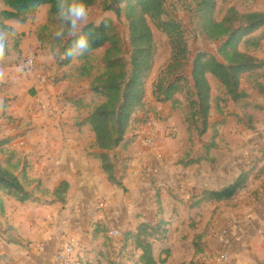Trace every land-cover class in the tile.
Masks as SVG:
<instances>
[{
	"label": "crops",
	"instance_id": "crops-1",
	"mask_svg": "<svg viewBox=\"0 0 264 264\" xmlns=\"http://www.w3.org/2000/svg\"><path fill=\"white\" fill-rule=\"evenodd\" d=\"M47 13L49 7L42 6L25 22L9 21L17 34L0 61V140L6 142L0 162L32 197L24 204L2 198L0 264H60L72 240L83 264L118 263L113 255L119 252L142 256L130 241L123 248V235L160 221L170 233L154 241L157 264L164 250L169 252L164 264H264V93L247 86L252 94L238 104L228 101L219 120L212 111L209 125L219 122L213 135L219 144L214 140L203 149L208 131L180 158L179 150L188 146L175 135L181 129L178 110L154 99L155 64L146 90L148 122L135 127L131 146L110 153L115 176L110 182L85 124L100 98L91 92V80L77 74L78 58L65 67L48 59L50 47L36 34ZM255 51L249 54L264 63V41ZM30 56L34 69L21 74L18 65ZM244 173L249 176L231 199L200 202L204 193L220 192ZM62 184L67 191L60 202L55 191ZM111 228L121 238H111ZM222 255L231 260H220Z\"/></svg>",
	"mask_w": 264,
	"mask_h": 264
},
{
	"label": "trees",
	"instance_id": "trees-1",
	"mask_svg": "<svg viewBox=\"0 0 264 264\" xmlns=\"http://www.w3.org/2000/svg\"><path fill=\"white\" fill-rule=\"evenodd\" d=\"M2 1L6 9L0 12V17L8 21L25 22L40 7H49L46 24L36 34L39 43L48 44L50 53L56 48L62 53L79 35H87L91 41V49L80 58L82 65L77 74L91 80L90 90L100 98L99 104L92 109L85 124L95 136L94 146L102 152L99 155L101 168L110 182L115 181L110 153L122 146H131L135 140V127L148 122L146 90L154 69L157 50L152 28L163 33L170 46V58L158 73L152 87L154 99L158 104H171L174 112L180 106L178 98L183 99L187 108L185 122L198 135L204 136L210 128L209 117L213 107L209 76L215 79L236 104L246 98L240 92L243 77L264 93V85L261 83L264 81V63L249 54V50L261 48L264 41V32H261L264 31V12L240 14L230 10L217 21L215 0H183L189 2L184 8L190 14V24L199 35L208 42L219 43L216 55L200 53L192 61L186 31L168 11L166 0H109V10L118 19L124 18L127 23V49L117 36L110 47L105 49L111 40V28L104 22L98 25L94 22L88 23L76 37H67L66 34L63 40L54 39V32L60 23L56 16L57 0ZM85 3L90 11L98 5V0H85ZM259 32L260 36H255ZM242 46L246 52L241 50ZM103 50L99 60L101 71L92 78L91 73L95 72L92 59ZM55 60L58 66L65 67L72 59L61 60L57 57ZM5 144L6 142L0 140V155ZM263 158L264 151L260 156V159ZM248 176V173L242 174L233 185L220 192L204 193L200 202L231 199L243 187ZM65 191L66 184L60 185L55 191L58 201H63ZM4 197L13 198L22 204L32 198L19 177L11 172L10 166L0 162V214L3 212ZM159 225L164 226V222ZM159 229L150 223L141 224L136 233L127 232L123 235V248L130 241L136 250L142 252V264H157L153 257V242L157 240H151V236ZM164 253L167 258L169 252ZM113 256L117 257V254ZM110 264L116 263L112 261Z\"/></svg>",
	"mask_w": 264,
	"mask_h": 264
},
{
	"label": "rangeland",
	"instance_id": "rangeland-1",
	"mask_svg": "<svg viewBox=\"0 0 264 264\" xmlns=\"http://www.w3.org/2000/svg\"><path fill=\"white\" fill-rule=\"evenodd\" d=\"M215 2H216L215 19L217 21H220L226 15V13L230 10H233L240 14L249 13V12H264V0H215ZM2 3L5 5L3 1ZM98 3H99L98 7L96 8L97 10H92L91 12H89V23L94 22L95 24L98 25L101 22H104L107 24L109 29L111 28L110 30L111 40L109 44L106 45L105 49H108L110 47L111 43L115 40L116 36L122 40V43L127 49L128 48V39H127L128 28H127V23L125 19L124 18L118 19L115 16V14L109 10V0H98ZM188 4L189 2L187 1L185 2L183 0H166L168 11L181 25H183L186 31L190 60L193 61L196 58V56L200 53L216 55L217 49L219 47V43L208 42L205 38L201 37L199 35V32L195 29V27L190 24V14L184 8V6H187ZM0 12H2V8H0ZM152 29H153L155 44L157 47L156 57H155L156 67L153 73V75L155 76L157 72L161 71L163 66L168 62L170 58V46H169L168 39L163 33L155 30L154 28ZM261 32H264V31H261ZM261 32L256 33L255 36L259 37ZM104 50L96 53L94 55V58L92 59V62L95 68L94 71L97 74L100 73L101 68H102V66L99 64V60ZM241 50L246 52V49H244L243 46L241 47ZM252 52H256V51L249 50V53H252ZM77 58H78V63L82 65V61L80 60L81 56ZM153 75L151 73L150 78ZM208 81H209V85L211 88V100H212V107H213L212 114H214L216 116L215 118L219 120L220 117L224 116L223 113L225 110V105L227 104L228 101H231V100H230V97L225 93V91L220 87V85L215 81V79L209 76ZM241 84L242 85L240 88V92L242 93L243 96L248 97V93L252 94L251 92L252 90L246 87L247 86L253 87V84L246 77L242 78ZM178 99L182 101H180V106L177 109L178 112H175V113H177V115L180 116V118L178 117V119L180 120L178 122L181 124V129H178L175 135H176V138H180L182 142H186L188 146L187 149L179 150L180 158H183L182 152L185 150L184 154H186L188 151H192L193 146L198 142V140H193V139L194 138L196 139L198 137L202 138L203 136L198 135L197 132L193 128L188 127L187 123L185 122V117H184L187 111V108L184 104V100L181 98H178ZM261 121L263 122L264 120L261 119ZM218 125H219V122H216L212 127L209 128L208 130L209 134L206 137L204 136L205 138L204 137L202 138L203 141L204 140L206 141V144L203 146V149L206 148V146L211 145L214 142V140L218 139V135L213 137V135H215L214 129H217L216 127ZM245 125L247 126V128H249L250 125L252 126L254 124L247 123ZM215 142H216L215 143L216 145L219 144L218 143L219 141L216 140ZM197 145L198 143L196 144L194 148H196ZM162 222L163 221H161V223ZM159 224L160 223L155 224L160 229L152 233L151 240L156 239L157 241H159V240H164L168 237L170 232L167 228L168 226L167 222L166 221L164 222V226L159 225ZM195 225H199V223H195ZM161 231H163V233ZM133 242H135V240H133ZM196 242H197L196 243L197 250L200 249L202 251V246H203L202 241L200 239H196ZM137 251H140V250H137ZM165 251L166 250H164L163 252ZM130 253L131 254L126 253L125 256H123L122 253L119 252L118 256L116 257V259H119V260H118V263L116 264H127V263L128 264H142L141 261L138 260V256L141 257V255L138 254V252L136 255H134L132 251ZM163 255L165 258L160 260V263L163 262L161 264H164L165 260L167 261V258H168V257L166 258L165 253ZM80 261L82 263L81 258H80Z\"/></svg>",
	"mask_w": 264,
	"mask_h": 264
},
{
	"label": "clouds",
	"instance_id": "clouds-1",
	"mask_svg": "<svg viewBox=\"0 0 264 264\" xmlns=\"http://www.w3.org/2000/svg\"><path fill=\"white\" fill-rule=\"evenodd\" d=\"M38 6V5H32ZM4 5L0 0V8ZM57 19L60 21L57 30L54 32V39L63 40L67 37H76L84 26L89 23V6L85 0H57ZM16 30L13 28L8 19L0 17V61L5 58L7 45L11 38L16 36ZM91 49V41L87 35H79L73 40L70 47L62 53L59 48L51 52L48 59L55 60L57 57L61 60L75 59L83 56ZM4 76V72L0 71V79ZM2 107V101H0Z\"/></svg>",
	"mask_w": 264,
	"mask_h": 264
},
{
	"label": "built area",
	"instance_id": "built-area-1",
	"mask_svg": "<svg viewBox=\"0 0 264 264\" xmlns=\"http://www.w3.org/2000/svg\"><path fill=\"white\" fill-rule=\"evenodd\" d=\"M34 61H35V56H30L22 60L21 64L18 65V68L20 69L21 74L31 73L34 69ZM50 118L52 120H55V115L50 114ZM101 205L103 206L105 204H101ZM108 233L111 238H114V239L121 238V235L119 234V231L117 229L111 228ZM261 234L262 236H264V229L262 230ZM75 252H76V244L72 240L71 242L67 244L66 248L62 252V255L58 257L59 263L60 264H82L81 261L76 256ZM219 259L224 262L231 260V258L227 255H222L220 256Z\"/></svg>",
	"mask_w": 264,
	"mask_h": 264
}]
</instances>
